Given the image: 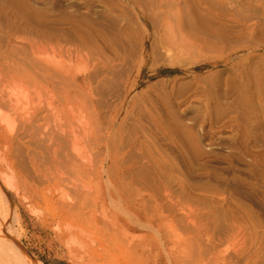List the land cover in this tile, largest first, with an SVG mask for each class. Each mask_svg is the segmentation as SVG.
<instances>
[{
	"label": "rangeland",
	"instance_id": "rangeland-1",
	"mask_svg": "<svg viewBox=\"0 0 264 264\" xmlns=\"http://www.w3.org/2000/svg\"><path fill=\"white\" fill-rule=\"evenodd\" d=\"M187 2L182 31L204 36L210 45L169 52L157 46L140 71L135 111L158 112L171 124L179 123V136L153 137L144 114L126 123L127 135L143 144L135 154L149 166L163 165L170 190L185 196L173 212H164L180 237L165 225L132 223L119 243L134 257L135 263H129L140 264L147 253L138 243L148 233L155 256L146 264H192L185 246L193 237L188 216H194L209 228L205 264H244L251 253V264H264V0ZM198 19L216 33L204 31ZM155 22L147 26L127 0H0V109L10 116L9 125L0 120V248L11 264L26 261L17 240L46 264H129L116 247L109 253L93 250L104 237L98 227L89 225L69 238L36 193L49 187L43 175L48 137L70 128L59 84L48 89L40 65L57 59L75 64L79 56L88 60L97 47L111 54L124 46L137 51L146 29L150 41H158ZM245 24L250 30L242 33ZM80 31L88 34L85 52L78 47ZM60 37L66 38L62 49ZM19 78L29 80L26 96L15 85ZM122 93L121 76L112 77L98 95L101 113L108 115ZM94 125L84 124L98 131ZM75 127L88 154L83 125ZM61 179L58 187L67 194L82 183L94 186L92 178L68 172ZM107 207L114 209L111 203ZM234 224L243 227L241 236L230 233Z\"/></svg>",
	"mask_w": 264,
	"mask_h": 264
},
{
	"label": "bare ground",
	"instance_id": "bare-ground-1",
	"mask_svg": "<svg viewBox=\"0 0 264 264\" xmlns=\"http://www.w3.org/2000/svg\"><path fill=\"white\" fill-rule=\"evenodd\" d=\"M127 1L132 5L136 17L144 19L147 26L151 20L156 21L158 41H150L151 33L146 29L140 49L137 51L124 46L121 50L114 49V53L111 54L102 47H97V50L93 49L91 56L87 54L88 60L79 56L75 64L57 59L47 60L44 65H40L47 88L57 87V83L59 84L63 117L70 128L66 127L48 137L46 147L49 150V161L43 175L49 187L39 189L36 193L47 207V212L65 229L69 238L86 232L87 227L93 225L100 228L104 235L98 247L93 248L95 252L99 253L102 249L109 253L116 247L124 251L128 263H135L130 250L120 245L119 236L126 234L128 226L136 223L148 228H153L155 224L165 225L174 237L179 238L180 235L173 227L172 221L164 218V212L168 209L171 213L175 205L186 201L183 193L174 195L170 190L169 177L164 166L159 163L149 166L144 156L135 154L138 149H143L142 142L127 135L128 120L131 117L141 120L143 114L148 116L153 125L150 127L153 137L157 134L163 138L179 136L177 133L181 129L177 127L179 123L171 124L158 112H135L141 85L140 71L157 46L169 52L173 49L202 48L209 46L210 43L204 36L189 37L182 31L187 22L183 7L184 4L188 5L187 0ZM202 23L205 24L198 19V24L204 31L215 32V29L203 26ZM249 30L250 25L245 24L240 31L245 33ZM79 34L81 41L78 47L80 51L85 52L86 49H90L88 34L82 31ZM61 39L62 37L58 42L62 46V41L66 38ZM244 49L249 50L250 46ZM115 76H121L123 93L118 103H115L106 115L100 111L103 104L100 103L98 95L101 88ZM15 85L23 96H26L31 87L29 80L22 78L16 80ZM0 120L10 124L9 114L1 109ZM88 122L96 124L94 126L98 131H94V128L85 129L84 124ZM80 124L83 125V133L88 136L87 143L91 151L88 154L83 151L81 145V131H77L75 127ZM103 124H106L104 134L101 132ZM178 138L181 143L180 137ZM155 147L158 151L157 146ZM103 154L105 157L96 159ZM65 172L72 173L73 177L92 178L94 186L82 183L76 187L73 194H67L64 188L58 187ZM179 183L182 187V181ZM108 203H111L114 209L108 208ZM188 218L193 232L192 241L186 242L185 246L188 248L189 260L192 264H205L204 255L207 249L205 235L209 234V228L206 221L203 222L194 216ZM243 232V227L239 224H234L230 231L235 237L241 236ZM15 243L16 248L26 258L24 264L31 262L46 264L31 255L20 240ZM80 244L84 247L82 243ZM138 246L142 249V254L147 253L146 259L139 258L140 264H146L149 256H155L152 254L148 233L143 234ZM0 249L2 254L0 264H9L10 257L6 250ZM244 260V264H251L253 253Z\"/></svg>",
	"mask_w": 264,
	"mask_h": 264
}]
</instances>
